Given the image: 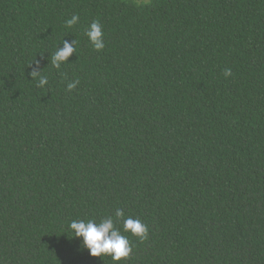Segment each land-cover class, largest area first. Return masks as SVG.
Masks as SVG:
<instances>
[{
  "label": "trees",
  "instance_id": "1",
  "mask_svg": "<svg viewBox=\"0 0 264 264\" xmlns=\"http://www.w3.org/2000/svg\"><path fill=\"white\" fill-rule=\"evenodd\" d=\"M117 208L147 239L91 256ZM0 264H264V0H0Z\"/></svg>",
  "mask_w": 264,
  "mask_h": 264
},
{
  "label": "clouds",
  "instance_id": "2",
  "mask_svg": "<svg viewBox=\"0 0 264 264\" xmlns=\"http://www.w3.org/2000/svg\"><path fill=\"white\" fill-rule=\"evenodd\" d=\"M79 20L78 15H73L65 21L67 27L71 28ZM90 43L96 51L104 49V33L99 21L93 20L85 32ZM62 47H57L51 54V64L59 69L62 63L68 61V57L76 52V41L63 40ZM32 78L39 77L38 87H43L48 83L47 76L41 75V68H33L30 72ZM225 77L232 75L231 69L224 70ZM79 83L78 80L68 83L67 88L71 90ZM122 227L118 226L121 225ZM72 236L82 238V245L91 256L103 257L108 255L114 262L127 259L132 252V244L128 236L123 233H130L140 241H144L148 236V226L139 218L126 216L121 208H117L114 214L107 215L97 222L95 219L72 220L69 225Z\"/></svg>",
  "mask_w": 264,
  "mask_h": 264
},
{
  "label": "rangeland",
  "instance_id": "3",
  "mask_svg": "<svg viewBox=\"0 0 264 264\" xmlns=\"http://www.w3.org/2000/svg\"><path fill=\"white\" fill-rule=\"evenodd\" d=\"M141 1H144V0H141Z\"/></svg>",
  "mask_w": 264,
  "mask_h": 264
}]
</instances>
